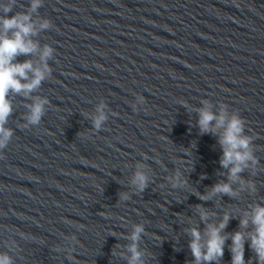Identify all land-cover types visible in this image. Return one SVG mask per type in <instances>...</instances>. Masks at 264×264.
I'll return each instance as SVG.
<instances>
[{
  "label": "clouds",
  "instance_id": "clouds-1",
  "mask_svg": "<svg viewBox=\"0 0 264 264\" xmlns=\"http://www.w3.org/2000/svg\"><path fill=\"white\" fill-rule=\"evenodd\" d=\"M18 0H0V158L4 157V149L13 137V129L6 127L9 117L13 112L11 94H22L30 97L37 90L42 81L51 75L48 60L52 58L54 49L45 45L40 48L38 42L32 37L39 31L50 29L53 25L50 19L41 18L39 23L33 19L43 0H29L26 11L13 12ZM39 53V62L34 64L32 59L19 62V56H31ZM136 99L141 105L145 103V97L137 95ZM49 103L47 98L36 97L29 106V112L25 119L29 125H39L45 114V106ZM198 113L197 125L201 135L212 134L217 137L222 156L220 166L227 170V181L217 182L205 193L196 194L202 201H211L218 196L227 195L236 198L242 191L256 192V185L252 180H245L241 174L248 169H255L259 160L254 151V137L246 134V122L238 111H229L226 105L221 104L218 111L213 110V105L208 100H203ZM185 107L187 105L181 102ZM105 105L101 103L96 108V115L92 117V126L100 130L107 115ZM203 178V177H202ZM171 189H184L188 186V179L181 168L167 178ZM151 178L143 163L136 165L129 186L130 191H121L119 201H128L132 194H140L148 188ZM238 184L239 190L233 187ZM166 186V185H165ZM196 213L204 230L198 226L190 227L186 231L190 235L188 247L193 257V264H220L224 257L226 242L231 254V264H252L251 259H245V244L254 253L256 264H264V204L256 203L246 210L239 218V228L233 232H226L229 221L233 218L230 211H224L218 222H210L215 213L203 205L195 206ZM145 234L143 223L134 224L126 239L130 241L126 245L125 258L127 264H145V253L140 249L142 235ZM67 248L57 247V252L65 251L68 259H72L75 250L74 243H78L75 235L67 237ZM113 254H116L113 252ZM0 264H14L13 257L8 253H0Z\"/></svg>",
  "mask_w": 264,
  "mask_h": 264
}]
</instances>
